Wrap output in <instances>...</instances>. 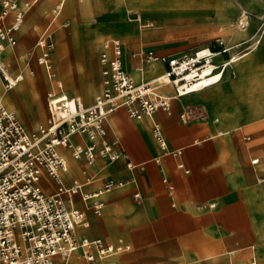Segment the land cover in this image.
<instances>
[{
	"label": "crops",
	"instance_id": "obj_1",
	"mask_svg": "<svg viewBox=\"0 0 264 264\" xmlns=\"http://www.w3.org/2000/svg\"><path fill=\"white\" fill-rule=\"evenodd\" d=\"M228 1L35 0L15 32L14 46L28 48L25 57L36 61L40 52L36 41L40 34L48 33L53 45V77L36 61L41 67V81L44 70L48 77L44 99L47 113L43 115L40 99L31 112L21 107L23 119L12 111L25 129L33 132L48 116V92L80 96L85 106L92 104L102 92L99 54L109 39L121 41V65L136 83L164 70L162 62L144 60L148 50L156 55L191 52L214 46L220 39L234 46L228 52L233 54L248 35L234 31L231 22L222 19L236 15L227 7ZM132 10H141L138 19L142 17V22L129 19ZM253 11L255 15L260 12ZM176 16L195 18L194 25L184 27H193L200 34L188 40L162 33L158 24L164 17ZM205 17L212 18L203 21ZM257 43L227 66L220 81L213 85L179 97L174 96L171 84L159 86V92L170 96L168 112L158 109L133 118L126 107L120 106L108 114L97 147L102 140L112 142L126 158L110 160L97 154L88 163L84 157L74 158L70 147L60 149L67 161V171L60 172L62 184L79 185L76 193L63 194V198L69 208L84 214L85 223L74 226L75 237L99 238L112 245L122 241L129 249L97 256L95 249L89 248L94 254L89 260L85 250L78 248L66 261L57 256L53 262L264 264V41ZM14 46L0 53L9 75L28 74L37 84L25 67L18 72L10 69L7 60L18 51ZM106 52L113 55L111 49ZM222 58L216 55L213 61L219 63ZM14 62L22 63L19 58ZM0 80L12 101L16 98L19 102L15 85L5 89ZM56 82L61 86L57 87ZM183 113L188 117L185 121ZM154 124L161 130L166 151L153 135ZM71 142L87 144L89 140L74 134ZM127 161L130 166H126ZM106 182H111L109 189H103ZM40 185L45 193L56 190L55 182L46 174ZM97 203H101L98 212L94 209Z\"/></svg>",
	"mask_w": 264,
	"mask_h": 264
},
{
	"label": "built area",
	"instance_id": "obj_2",
	"mask_svg": "<svg viewBox=\"0 0 264 264\" xmlns=\"http://www.w3.org/2000/svg\"><path fill=\"white\" fill-rule=\"evenodd\" d=\"M34 1L0 0V53L5 47L16 44L15 32ZM241 17L237 28L245 29L247 18L243 14ZM36 45L40 48L37 63L53 77L50 62L53 45L47 32L39 35ZM232 47L218 39L214 46L191 52L156 55L148 50L144 60H158L164 64V70L150 80L136 83L121 65V41L106 40L104 51L99 54L102 92L87 106L80 96L48 92V116L33 132H28L16 114L0 102V264H52L57 256L67 260L78 248L85 250L89 260L94 258L89 248H94L97 256L129 249L122 241L112 245L99 238L75 237L74 226L85 223L84 214L79 209L69 208L63 198V194L76 193L79 185L76 182L71 186L62 184L60 172L66 170V161L60 149L70 147L74 158L84 157L88 163L93 162L97 154L110 160L126 158L124 151L116 149L112 142L102 140L100 148L97 147L96 141L104 135L103 123L108 114L120 106L126 107L133 118L150 115L158 109L168 112L170 96L159 92V86L171 84L174 96L179 97L219 82L224 69L239 57L228 55ZM107 49L112 50V56ZM32 54V50L28 52L29 56ZM216 55L223 56L221 62L213 61ZM20 77L21 73L11 77L0 59V78L5 89L13 87ZM56 85L61 86L59 82ZM181 118L185 121L188 117L183 113ZM152 131L159 147L166 151L159 126L154 124ZM74 134L85 135L89 142L73 144L71 136ZM130 165L127 161L126 166ZM178 166L183 167V164ZM43 174L55 182L53 193L43 191L40 185ZM110 187L111 182L103 185V189ZM134 197L138 198L139 194L135 193ZM100 207L101 203L95 204V211Z\"/></svg>",
	"mask_w": 264,
	"mask_h": 264
},
{
	"label": "rangeland",
	"instance_id": "obj_3",
	"mask_svg": "<svg viewBox=\"0 0 264 264\" xmlns=\"http://www.w3.org/2000/svg\"><path fill=\"white\" fill-rule=\"evenodd\" d=\"M206 3V1H204ZM227 3V7L232 10V12H235L236 15L233 17H224L222 18L224 21L231 22V27L234 31L243 33L245 36H247V40H245V43L241 44L238 47V50H236L233 54L235 56H240L244 52H246L248 49L253 48L255 45H257V41H264V0H230ZM65 4V1L62 2L60 12L63 8V5ZM236 9H238V14ZM254 9H259V14L255 15L254 14ZM141 11V10H140ZM138 10H132L129 12V15L131 13H135L136 17L135 18H130V20H139L142 22V17L141 19H137L138 13L141 14V12ZM245 15L247 18V27L245 30L239 31L237 29V22L241 17V15ZM212 17H205L203 18V21L205 19L210 20ZM192 19V18H191ZM153 21V20H152ZM195 18L190 20L188 17H181V16H176V17H164L162 22L158 25L163 28L162 33H166L167 35L173 36V37H186L188 40L194 39L197 34L199 35L200 33H195L193 27H188L189 25H194L195 24ZM185 25H188L187 27H184ZM36 39V38H35ZM246 39V37H245ZM14 49H18L15 55H13L12 58H9L7 62L9 63V67L12 71H17L20 68L25 67L27 72L34 76L37 80V90L39 94V98H35L33 96V93L28 90V87L24 89L23 95L19 94V102L21 103V106L16 98H13V101L15 103V108H13L14 104L12 101V98L10 97V104H7L4 101H1L2 104H4L7 108L10 110H14V112L17 114V116L20 119L24 118V114L21 110V107L23 111L31 112L32 110L35 109V106H39V99H40V107L42 110L43 115H46V107L44 103L45 99V94L48 88L45 86L46 83H48V77L46 74V70H44L43 74V81H41L40 78V69L41 67L36 63L35 59L25 57V51L28 48H21L19 44L14 46ZM232 55V54H231ZM16 58H19L20 61L22 62L20 65H18L15 61ZM24 75V74H23ZM25 78H31L28 74L25 76ZM34 80V79H33ZM36 82V81H35ZM88 83V82H87ZM16 88V86H14ZM5 91V90H4ZM9 91V90H7ZM6 92V91H5ZM7 93V92H6ZM10 96V95H9ZM34 99V100H33ZM37 99V100H36ZM25 100V101H24ZM11 105V106H10ZM37 116V113H34V117ZM33 122V120H30ZM54 263V262H53ZM62 264H64L62 262Z\"/></svg>",
	"mask_w": 264,
	"mask_h": 264
},
{
	"label": "bare ground",
	"instance_id": "obj_4",
	"mask_svg": "<svg viewBox=\"0 0 264 264\" xmlns=\"http://www.w3.org/2000/svg\"><path fill=\"white\" fill-rule=\"evenodd\" d=\"M130 18H135L136 14L131 13ZM139 18V14L137 15V19ZM22 79V80H21ZM16 89H18L19 94L23 95L25 87H28V90H30L31 93H33V96L38 99V91H37V84L35 80L31 78H25L23 75L15 82ZM36 99V100H37ZM34 100V99H33ZM4 101L7 104H10V96L8 93H6L2 87V82L0 80V102ZM25 101V100H24ZM2 103V102H1ZM11 106V105H10ZM69 160V158H68ZM69 163V161H68ZM66 171H67V161H66ZM65 171V172H66ZM76 171V170H75ZM77 172V171H76ZM66 261V260H64ZM52 264H56L55 262Z\"/></svg>",
	"mask_w": 264,
	"mask_h": 264
}]
</instances>
